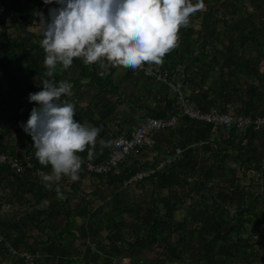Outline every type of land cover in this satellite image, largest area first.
<instances>
[{
    "label": "trees",
    "instance_id": "1",
    "mask_svg": "<svg viewBox=\"0 0 264 264\" xmlns=\"http://www.w3.org/2000/svg\"><path fill=\"white\" fill-rule=\"evenodd\" d=\"M238 1L241 3L231 10L226 0H203L205 10L201 14L199 28L190 22L187 27H181L178 47L163 57L161 65L173 76L183 78V89L188 91V99L202 110H230L252 118L264 117V70L261 69V62L264 61V0H249L255 12L248 11L244 0ZM60 6L56 0L50 4H45L43 0H0V124L4 132L11 133L6 139L4 132L0 133V153L30 156L36 165L34 169L18 175L9 165L0 164V234L4 240L15 250L21 249V246L26 249L33 256L32 264H35V247L23 238L13 236L11 229L26 236L23 226L27 223H19L15 219L21 217L27 220L25 210L48 201L47 205H41V216L34 225L40 232L49 233L46 239L36 238V241L50 244L47 249L49 255L55 256L60 251L59 257L65 264L74 263L79 258H67L65 254L72 237L76 236L86 243L85 251L88 253L90 244L95 245L107 257L108 264H114L117 258H135L143 250L151 252L155 249L166 253L165 257L157 258L159 262L253 263L254 258L259 256V252L254 250V243L242 236L233 240L231 234L240 233L245 225H250L262 229L264 238V127L254 130L249 126L244 131L235 127H218L214 131L222 132L219 138L212 131V124L180 116L172 128L154 134L151 146L130 154L117 168L105 173H88L82 169L86 161L102 162L110 156L115 137H107L110 124L117 127L116 135L129 134L138 125L134 127V118L165 117L179 111L177 97L165 83L134 70H131L130 77L135 75L125 87H121L113 80L112 64L106 76L99 73L97 65L86 64L83 57L73 58L68 69L57 65L54 75L63 82L71 83L72 95L62 96V100L75 104L77 101L79 104L84 95L90 93L88 101L92 106L88 103L81 106L75 111L74 119L102 129L94 147L89 146L84 152L77 153L83 160L79 179L90 177L96 180L91 181L92 198L96 197L100 203L93 205L92 200L90 207L88 194L77 195V190L82 188L68 176L57 182L52 190L45 187L43 177L51 174V166L39 164L32 138L21 127L29 116L25 114L21 102L13 110L4 87L11 86L19 91L18 97L27 99L32 108L38 107L36 102H29L28 96L47 79L44 75L47 69L41 47L42 32L36 34L29 28L41 29V26L31 24L34 19L40 20L38 13H43L47 19L49 9ZM10 10L21 16L20 22L9 16ZM220 10H223L222 14ZM226 13L231 15L233 24L225 19ZM10 29L14 32L8 34L6 30ZM74 66L79 67V73ZM214 68L219 72L217 76L213 75ZM231 77L234 80L232 86ZM32 80L35 81L33 87L29 85ZM82 87L85 89L82 90ZM120 102L127 105L122 115H118L121 113L115 107ZM14 133L16 136L13 138ZM163 143L166 145L160 152ZM177 147L183 149L178 160L124 186V180L139 171L154 168ZM153 151L156 154L151 159L146 158L145 153ZM232 164L239 165L241 176L255 172L249 186L257 184L259 190L252 193L246 186L237 183ZM39 168L43 171L41 176L36 173ZM221 175L230 176L226 181L231 190L241 191L240 203L232 213L227 206H222L225 198L220 203L216 199L212 203L207 202L208 198H214L212 183H215L214 180L215 184L220 183L217 177ZM146 184L151 185L149 191L142 188L141 192L131 193L132 186L139 188ZM103 185L109 192H102ZM55 187H59L66 198H58ZM64 187L69 188L67 194ZM172 187L180 189L189 203L182 220L178 222L168 216H160L162 209L156 196V191ZM248 195L253 197L250 202L245 199ZM71 199L79 201L76 206L68 204ZM3 204H7L8 208H4ZM75 217L81 221V225L76 227L77 234L71 229ZM124 228L128 230L129 239L121 232ZM217 242L230 245L217 247ZM82 250H77V255ZM97 250L93 252V259L100 255ZM0 252L8 253L1 246ZM84 260L89 261L88 258ZM260 261L264 264V258Z\"/></svg>",
    "mask_w": 264,
    "mask_h": 264
},
{
    "label": "clouds",
    "instance_id": "2",
    "mask_svg": "<svg viewBox=\"0 0 264 264\" xmlns=\"http://www.w3.org/2000/svg\"><path fill=\"white\" fill-rule=\"evenodd\" d=\"M45 4L52 0H43ZM48 18L40 16L47 79L42 89L29 93L36 102L27 121L21 124L31 136L39 164L51 166L44 185L52 190L63 176L79 179L83 160L77 153L94 147L102 130L74 119L75 106L62 100L71 96V85L52 79L57 65L68 69L73 58L86 64L105 58L114 66L139 69L145 63L161 64L163 57L179 45V31L190 17L201 11L203 0H56ZM91 155V152H89ZM58 198L66 197L55 187Z\"/></svg>",
    "mask_w": 264,
    "mask_h": 264
},
{
    "label": "rangeland",
    "instance_id": "3",
    "mask_svg": "<svg viewBox=\"0 0 264 264\" xmlns=\"http://www.w3.org/2000/svg\"><path fill=\"white\" fill-rule=\"evenodd\" d=\"M195 2H196V0H193V3H195ZM226 3L228 4L229 8L231 10H233V8H235V6H238V4L241 2H239L238 0H226ZM244 3L246 5L248 11L255 12V10L250 6L249 0H244ZM203 10H205V7L201 11L193 14L190 17V24L192 26H194L195 28H199V22L201 20V14H202ZM219 13L222 14L223 10H220ZM225 16H226L225 19L228 20V23L233 24V20H232V18H230L231 15L229 13H226ZM221 28H224V26H222ZM29 29L33 32H36V34H41L40 33L41 29L38 27H36V28L30 27ZM0 32H1V28H0ZM6 32L9 34L10 32H14V31H13V29H10V30H6ZM149 64L152 65L155 63H149ZM262 68L264 70V61L261 62V69ZM74 70H76V72L79 73V67L74 66ZM115 71L117 73V75H116V73L114 74V76L116 77V82L122 83L120 85L125 87L126 82L123 81L124 78H123V75H121V74H123L124 71L126 73V68L125 69L123 68V71H121V70H118V71L115 70ZM213 71H215V72H213L214 76H217L219 74V72L216 71L215 68L213 69ZM106 72H108V71L106 70L105 72H102V73L104 74ZM72 74H73V72H72ZM126 74H128V73H126ZM134 75L135 74H133V76ZM176 77L183 80V78L181 76L177 75ZM59 78L60 77L54 75L52 79L54 80V82L59 83L61 81V79H59ZM0 80H1V74H0ZM230 80H231L230 86H232L234 84L233 77H231ZM69 84H71V83H69ZM29 85H31L33 87L35 85V81L32 80L29 83ZM42 87H43L42 84H38V87H35V90H36L35 92L40 91L42 89ZM83 89H85V88L82 87V90ZM4 92H5V95L7 96V99L10 102H12L13 110H15L21 102L22 106L24 108L25 114L27 116L30 115L32 106L30 103L27 102V99L25 97H23V96L18 97L17 96L18 95L17 93L19 91L17 92V90L12 89L11 86H7V87H4ZM89 95H90V93L85 94L83 100H81L79 102V104H77V101H76V104L73 103L75 106V111L78 110L81 106H86L87 103L89 106H92L89 104V101H88ZM115 107H116L117 111H119L121 114L125 110H127V105H124V103H121V102L118 103L117 105H115ZM84 110L86 111V108H84ZM0 113H1V111H0ZM142 118L138 120L137 124L142 120ZM89 126H90V123H89ZM112 126L113 125H111V127ZM14 127H16L15 124H14ZM14 127H12V129ZM1 132H4V128L0 124V133ZM214 133L219 138L222 134V132H220V131H214ZM4 134H5V139L11 135V133H7L6 131L4 132ZM113 135L114 136L116 135V129H114V128H112L110 130L107 137L111 136L113 138ZM14 136H16V133H14V135L12 134L13 138H14ZM165 145L166 144H164V143L161 145L160 152L162 150H164ZM155 154H156L155 151L150 152V153H147V152L145 153L146 158H148V159H151V157L154 156ZM262 162H264V160H262ZM238 166L239 165H237V164H232V167L235 168V170H236V174H234L235 177L237 178L236 182L239 183L240 185L246 186V188L249 192L253 193V192L259 190V187L257 184L254 185V187H251V185L249 186L250 178L255 177V172L250 171L247 173L246 176H241V173L239 171ZM38 174H39V176L43 175L42 172H40ZM227 177H230V176H228V175L227 176L226 175L225 176H223V175L218 176L217 179L220 181V183H218V184H215L216 181L214 180L215 183H212V184H214L212 186L215 188V190H213L214 191V198H211V197L208 198L207 202L212 203L214 201V199H216L220 203L222 201V198H225L226 202L222 206H227L230 213H232L234 208L240 203L241 191L237 190V189L231 190L229 188L230 187L229 183L226 181ZM62 178H65V176L62 175ZM68 180H70V179H68ZM92 180H94L96 182L95 179L90 178V177H85V178L76 180L79 183V186H81V188H82L81 190H77L76 194L81 195V194L87 193L88 199L91 202L90 207H92V200H93V205L100 203V201L96 197L92 198V182H91ZM259 184H263V183L261 181H259ZM142 188L144 190L149 191L151 189V185L146 184L144 187H139V188L132 186L130 188V190H131V193L133 192L136 194L138 192H141ZM9 189H10V187H9ZM101 189L103 190L102 192H104V193L109 192V189L104 185L101 186ZM6 190H8V189H5V191ZM68 190H69L68 187H64V191L66 192V194H67ZM0 192H1V188H0ZM156 196L159 199V206L162 209V213L160 215L161 217L168 216L174 222H178V221L182 220V217H183L184 213L186 212L189 203H188V200L184 198L183 192H180V189H178L177 187H172L171 189H163L160 191L158 190V191H156ZM229 198H231V199H229ZM245 199L247 200V202H250L253 200V197H250V195H248V198L246 197ZM78 202L79 201H77L76 199H71L68 201V204H70L74 207L77 205ZM48 203H49L48 201H43V202L36 204L34 206H30L27 210H25L24 215L29 219V222L27 221L28 219L25 220V218L22 219L21 217H17L15 219L16 222L19 221V223H21V222L27 223L23 226L24 227L23 229L26 231V236H21V234L17 233L13 228L11 229V232H12L13 236L23 238V240L27 241L31 247H35V249H36V254H35L36 258L34 261L35 264H65L64 261H62L59 257L60 251L57 252L55 254V256L49 255L47 249H48V246H50V244L49 243L42 244V243H39L36 241V238L46 239V234L49 233L46 231L40 232L34 225V222L38 221V218L41 216L40 215L41 214L40 213L41 212L40 211L41 205H43V204L47 205ZM3 207L8 208V205L3 204ZM56 208L61 210L62 207H56ZM124 216H125V218H128V215H124ZM80 222L81 221L79 220V218H77V217L74 218L73 226L71 229L73 230V232L75 234H77V232H78L76 227L78 228V226L81 225ZM121 232L124 233L126 239L130 238V236L128 235V230L126 228L122 229ZM238 236H242V238H247V240L249 242L254 243V250L256 252L257 251L259 252L258 259L254 258L255 261L253 263H249V264H261L260 260H261V258H264V251H262V244H264L263 243L264 238L262 235V229H257V228H253L250 225H245L242 232L237 233V234L236 233L231 234V237L233 238V240H235ZM4 242H6V241L3 239L2 240L0 239V246L3 245ZM228 245H230V243H223V242H217L216 243L217 247L224 246L226 248ZM93 246L95 248V245H93ZM85 247H86L85 242L79 241V239H77V236L72 237L71 244H68V246L66 247L65 254H66L67 258H71V257L75 258L77 256H79V258H77L74 261V263H70V264H78V261L80 259L87 263V261L84 260L85 258L89 259L87 264H108L107 263L108 259L102 252L98 251L95 248V250H97L96 252H99L100 255H98L97 257L95 256V259H93L94 258L93 257L94 251L91 248V244H90V253L85 251ZM1 249H2V246H1ZM21 249H17V252L13 255H11L9 253L0 252V264H23V263L26 264L24 261H22L21 254H20L21 252H26V249H23L22 246H21ZM77 250H82L83 252L81 254L79 253V255H77L78 254ZM165 256H166V253L162 249H155L154 251H151V252L143 250L142 253L138 257H135V258L123 257L122 259L117 258L114 261V264H189V262L187 260H184L182 262L181 261L159 262L157 260L158 257L163 258ZM184 258H186V256ZM82 261L79 264H82L83 263ZM67 264H69V263H67ZM208 264H212V263H208Z\"/></svg>",
    "mask_w": 264,
    "mask_h": 264
},
{
    "label": "built area",
    "instance_id": "4",
    "mask_svg": "<svg viewBox=\"0 0 264 264\" xmlns=\"http://www.w3.org/2000/svg\"><path fill=\"white\" fill-rule=\"evenodd\" d=\"M9 16L17 22L21 20V16L14 10L9 11ZM39 22V19H34L31 24L34 26H40ZM134 71L136 73H141L143 76L152 77L157 82L165 83L170 91L177 97L179 111L177 113H171L165 117L146 116L129 134L120 133L115 135L112 141L113 147L110 156L102 162H84L82 169H84L85 172L105 173L117 168L122 160L130 154L138 152L144 147L151 146L154 143V134L163 129L173 127L180 116H186L190 119L210 123L212 124V130H216L217 127H235L244 131L249 126H252L254 130L264 127L263 116L252 118L250 115L237 114L230 110L225 112L202 110L188 99V96L183 89L182 80L173 76L170 71L162 65H150L145 63L141 68ZM181 154L182 149L179 147L175 148L174 152L169 154L164 160L160 161L154 168L139 171L124 180V186L162 169L165 165L179 159ZM0 164L9 165V167L18 175H21L27 170H32L36 166L30 156L18 157L6 153H0ZM40 172L43 173L40 168L36 169L37 174ZM0 239L4 240L1 234ZM1 246L2 250L7 251L11 255L17 252V250L13 249L7 241ZM91 248L95 251L93 245H91ZM20 254L26 264L33 263V256L29 254L28 251L21 252Z\"/></svg>",
    "mask_w": 264,
    "mask_h": 264
},
{
    "label": "crops",
    "instance_id": "5",
    "mask_svg": "<svg viewBox=\"0 0 264 264\" xmlns=\"http://www.w3.org/2000/svg\"><path fill=\"white\" fill-rule=\"evenodd\" d=\"M149 64V63H148ZM92 65H97L98 66V71H99V73L101 74V75H108V73L110 72V66H111V63L109 62V61H107V60H100V61H97V62H95V63H93ZM158 65V64H157ZM159 65H161V64H159ZM113 69H114V73H113V75H112V77H113V80H114V82L116 83V84H118L117 82H116V77L114 76V74L116 73V71L115 70H121V71H123V67L122 66H114L113 65ZM125 69V68H124ZM108 71V72H106V73H102V72H105V71ZM131 70L132 69H126V73H128V74H126L125 73V71H124V73L123 74H121V75H123V78H124V80L123 81H125L126 82V84H127V82L131 79V77H130V72H131ZM116 75H117V73H116ZM120 83V82H119ZM120 84H122V83H120ZM121 86V85H120ZM121 87H123V86H121ZM183 87H184V84H183ZM185 91V90H184ZM186 92V94L188 95V92L187 91H185ZM92 94H93V91H92ZM118 115H122V114H118ZM142 118V117H141ZM141 118H134V124L136 125L137 124V122H138V120L139 119H141ZM119 119V118H118ZM120 120H121V118H120ZM111 125H113V124H110V130L112 129V128H114V129H116L117 127L116 126H112L111 127ZM125 125H127V124H125ZM134 125V126H135ZM116 127V128H115ZM134 128V127H133Z\"/></svg>",
    "mask_w": 264,
    "mask_h": 264
},
{
    "label": "bare ground",
    "instance_id": "6",
    "mask_svg": "<svg viewBox=\"0 0 264 264\" xmlns=\"http://www.w3.org/2000/svg\"><path fill=\"white\" fill-rule=\"evenodd\" d=\"M20 21H21V20H20ZM20 21H19V22H20ZM31 23H32V22H31ZM171 128H172V127H171ZM217 128H218V127H217ZM217 128H216V129H217ZM220 128H221V127H220ZM212 131H214V130H212ZM181 149H182V148H181ZM174 150H175V149H174ZM182 152H183V149H182ZM181 155H182V154H181ZM177 160H178V159H177ZM173 162H174V161H173ZM158 163H159V162H158ZM158 163H157V164H158ZM171 163H172V162H171ZM157 164H156V165H157ZM169 164H170V163H169ZM167 165H168V164H167ZM165 166H166V165H165ZM9 168H10V167H9ZM10 169H11V168H10ZM11 170H12V169H11ZM12 171H13V170H12ZM137 181H138V180H137ZM135 182H136V181H135ZM130 184H131V183H130ZM128 185H129V184H128ZM125 186H127V185H125Z\"/></svg>",
    "mask_w": 264,
    "mask_h": 264
}]
</instances>
